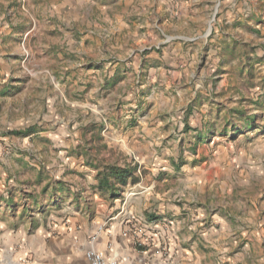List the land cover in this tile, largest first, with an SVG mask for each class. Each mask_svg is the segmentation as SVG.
<instances>
[{"label": "rangeland", "instance_id": "1", "mask_svg": "<svg viewBox=\"0 0 264 264\" xmlns=\"http://www.w3.org/2000/svg\"><path fill=\"white\" fill-rule=\"evenodd\" d=\"M137 194L136 251L264 264V0H0V239L71 231L127 264L98 245ZM162 217L181 228L155 250Z\"/></svg>", "mask_w": 264, "mask_h": 264}, {"label": "crops", "instance_id": "2", "mask_svg": "<svg viewBox=\"0 0 264 264\" xmlns=\"http://www.w3.org/2000/svg\"><path fill=\"white\" fill-rule=\"evenodd\" d=\"M146 199L147 197H145L144 194H137L128 198L123 203L120 212L122 216L118 220L119 225H117V227L114 226L110 233H108V230L106 233L101 232L102 236L99 238L101 239V243L98 245L101 251L106 254L109 248L110 250L108 253L110 257H115L117 260L125 258L127 264H163L160 259L161 253L158 252L154 254V251L151 249L145 252H138L133 248L130 238L126 240L120 238L116 239V235L120 232L123 223L128 224L129 217L137 215V209L141 208L143 211L147 209ZM140 219L143 220V217L141 216ZM180 220L181 219H174L169 221L166 217H162L161 221L155 224L146 223V219H144L145 224L143 226L145 229V236L147 238H153L155 241L153 249H161V246L165 248L166 239L177 238L179 229L181 228ZM187 229H191V227L188 226ZM28 232L29 231L26 230V232L23 233L24 236H21L16 230H9L2 233L0 243L4 244V246H1L0 250V264H86L83 257L85 249L81 251L74 245V242L71 241V237H74V233L71 231L70 233H61L52 240L51 244H48L47 248L38 247L35 249L33 248L32 241L24 242L22 245L23 247H18V238L23 237L25 239ZM13 237L17 240L12 239ZM177 249L181 251L180 247H177ZM29 254L35 256V259L32 260L31 263L25 262ZM173 262H175V260Z\"/></svg>", "mask_w": 264, "mask_h": 264}, {"label": "trees", "instance_id": "3", "mask_svg": "<svg viewBox=\"0 0 264 264\" xmlns=\"http://www.w3.org/2000/svg\"><path fill=\"white\" fill-rule=\"evenodd\" d=\"M22 134L20 132H14V135ZM110 174L104 175L103 182L107 188L112 190V186L115 184H119L120 186H125L128 181H130V184L134 185L138 182V179H135L131 177L132 171L128 172L125 170H116V169H110ZM109 178L114 179L113 185H111L110 181H108Z\"/></svg>", "mask_w": 264, "mask_h": 264}, {"label": "built area", "instance_id": "4", "mask_svg": "<svg viewBox=\"0 0 264 264\" xmlns=\"http://www.w3.org/2000/svg\"><path fill=\"white\" fill-rule=\"evenodd\" d=\"M84 257L87 261V264H107L105 263L102 256L93 249L86 250L84 252Z\"/></svg>", "mask_w": 264, "mask_h": 264}]
</instances>
